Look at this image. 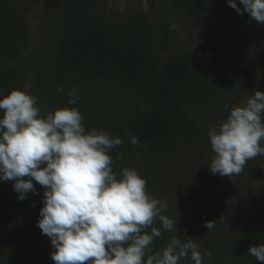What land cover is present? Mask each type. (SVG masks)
Segmentation results:
<instances>
[{"label":"trees","instance_id":"obj_1","mask_svg":"<svg viewBox=\"0 0 264 264\" xmlns=\"http://www.w3.org/2000/svg\"><path fill=\"white\" fill-rule=\"evenodd\" d=\"M212 2L151 0L154 19L142 12L114 21L107 15L109 0H53L41 15L38 35L42 42L31 50L33 32L26 11L15 0H0V96L24 89L27 80L35 76V96L43 114L76 107L86 130H104L123 140L110 151L114 171L119 173L134 161L151 157L158 165H171L181 174L185 158L197 152L194 147L210 128L227 117L234 102L244 101V85L264 87L255 78L242 85L231 56L235 37L217 20L200 29L195 50L170 52L173 46L181 47L177 40L173 42L171 21L181 15L208 13ZM249 20L254 27L255 21ZM250 28L245 39L264 40V28ZM262 50L260 62L264 61V45ZM60 86L64 92L57 91ZM72 88L80 89L75 105L67 103ZM129 131L138 137L139 145L131 144ZM188 161L192 162L191 158ZM179 173L169 179L186 184L185 175ZM162 180L156 184L146 179L151 195L154 183L159 191L166 189L163 195L173 186ZM36 189L19 201L13 182L0 181V264H54L51 240L37 227L44 189L38 183ZM203 189L210 202L213 185ZM240 193L246 196H238ZM234 194L230 207L243 221L253 218V197L241 188ZM199 197L197 193L191 202L194 207L189 214L194 215L175 232L181 240L192 239L202 253L211 255V259L204 256L203 264H264L248 254L251 246L264 244V229L254 224L258 221L227 232L231 224L225 214L209 212L208 204ZM206 222H213L214 227L209 230ZM153 226L160 228L162 235L150 245L149 254L162 251L173 238L159 219ZM180 264L194 262L185 258Z\"/></svg>","mask_w":264,"mask_h":264},{"label":"clouds","instance_id":"obj_2","mask_svg":"<svg viewBox=\"0 0 264 264\" xmlns=\"http://www.w3.org/2000/svg\"><path fill=\"white\" fill-rule=\"evenodd\" d=\"M228 5L264 24V0H228ZM67 96L69 105L77 104L80 89H70ZM83 120L76 107L43 114L38 98L23 89L0 96V181L13 182L19 201L37 192L36 183L44 189L37 227L51 240L54 264H180L185 258L203 264L204 256L211 259L194 240L178 237L149 254L162 235L153 226L157 219L166 231L177 228L162 214L167 203L148 192L146 179L135 169L114 171L110 151L123 140L104 130H86ZM128 135L133 146L139 145L138 137ZM208 135L215 154L211 173L240 174L249 160L264 155V92L255 90L232 107ZM248 254L264 261V244L251 246Z\"/></svg>","mask_w":264,"mask_h":264},{"label":"rangeland","instance_id":"obj_3","mask_svg":"<svg viewBox=\"0 0 264 264\" xmlns=\"http://www.w3.org/2000/svg\"><path fill=\"white\" fill-rule=\"evenodd\" d=\"M52 1L15 0L18 6L22 7L27 13L30 29L33 32L31 50L37 48L42 42L40 35H38V27L41 23L43 10H46L47 3ZM213 2L208 13H201L197 16L190 15L189 17L181 15L171 21L169 27L173 42L177 40L181 47L173 46L170 52L178 53L195 50L200 40V29L205 24H210L213 20H217L224 30L235 37V45L231 56L233 58L234 69L240 76L242 85L252 80V78H255L257 82L264 83V61L260 62L264 40H260L259 37L260 42L252 37V41H250L251 37H249V40L243 37V35L251 33L250 27L254 31L256 29L261 30L264 28V24L255 22L254 27H252L247 13L242 16L244 23L242 20H237L240 14L228 5V0H213ZM237 3L239 4V0H237ZM240 7L243 8V5L241 4ZM142 12L149 15L150 19H154L155 10L151 0H109L107 15L111 20L122 21L130 14ZM36 30L38 31L37 34L35 33ZM168 53L169 51L164 56H168ZM243 70L248 71L243 72ZM34 85L35 76H31L24 85L23 90L35 96ZM255 90L264 92V87L257 85V83L256 85L254 83L251 87L244 85L241 93L244 101L253 95ZM232 97L236 98V94L234 93ZM238 104H242V101L234 102L232 107ZM227 114L229 115L230 112ZM226 118H223L220 123L226 120ZM195 148H197V152L185 158L186 166L180 169L181 174L171 165H165L163 162L158 165V161L153 160L151 157H148L147 160H136L127 166L135 169L143 178L156 184H160L163 181L162 178L166 179L165 181L168 185L170 182L173 183V186L169 188L170 190L165 195H163V191L166 189L159 191L158 187H154L155 183L151 189L152 196L167 203V210L164 211L165 216L172 218L177 224V228L174 227L172 231H167L170 232V236L178 237L179 233L175 231L179 230L178 228L181 227V223H188L189 216L194 215L189 214V212L194 207L191 202L196 200L197 193L205 201L206 205L208 204L209 212L225 214V218L231 224L230 226L227 225V232L236 231L237 226L241 224L245 228L249 227L248 221H252V223H254L253 221H258L254 224L264 229V178H261V174H264V155H258L254 159L249 160L240 174L228 177L220 176L219 174L214 175L208 168L215 155L211 148L208 133ZM192 149L191 147L190 150ZM189 158H191L192 162L188 161ZM175 173H179V176L184 174L186 184L170 180L169 178ZM209 183L214 187V193L210 202L202 194L203 187ZM239 188L248 193V196L251 195L253 197V207H250V210H252L254 217L249 216L246 221L238 217L239 213L234 207H230V197L231 195H237L234 192L238 193ZM238 196L245 197L246 194L240 193ZM200 197L199 200H201Z\"/></svg>","mask_w":264,"mask_h":264}]
</instances>
